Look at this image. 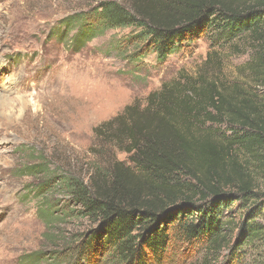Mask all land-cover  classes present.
I'll list each match as a JSON object with an SVG mask.
<instances>
[{
	"label": "trees",
	"instance_id": "obj_1",
	"mask_svg": "<svg viewBox=\"0 0 264 264\" xmlns=\"http://www.w3.org/2000/svg\"><path fill=\"white\" fill-rule=\"evenodd\" d=\"M77 25L71 41L78 47L84 33L138 29L129 44L146 41L160 62L214 27L218 40L252 44L246 66L264 83V0H102L57 27ZM221 62L210 55L197 78L182 72L151 92L145 106L129 104L94 129L98 138L119 143L129 165L116 159L105 169L95 167L89 183L81 177L54 182L55 175H48V183L63 182L82 216L97 223L74 249L86 264H96L101 253L117 264H160L171 251L194 244L209 254L227 246L224 264H252L250 248L264 251V192L255 187L248 164L254 158L264 166V98L250 83L230 87L220 74L210 76ZM49 165L32 162L26 170L47 175L42 168ZM234 206L242 214L232 244L226 211Z\"/></svg>",
	"mask_w": 264,
	"mask_h": 264
},
{
	"label": "rangeland",
	"instance_id": "obj_2",
	"mask_svg": "<svg viewBox=\"0 0 264 264\" xmlns=\"http://www.w3.org/2000/svg\"><path fill=\"white\" fill-rule=\"evenodd\" d=\"M99 1L0 0V209L6 208L0 210V264H86L74 249L97 223L82 216V207L71 202L63 182H54L81 177L89 183L95 167L105 169L117 160L129 165L119 143L94 133L127 105L145 106L151 92L182 72L197 78L208 69L210 55L222 60L218 69L212 65L208 70L210 76L220 74L230 87L250 83L264 98V83L254 80L246 66L253 57L252 44L218 40L214 27L164 62L148 51L146 41L129 44L128 36L138 31L133 27L84 33L83 44L74 46L71 40L80 25L63 31L58 24ZM135 52L148 55L131 56ZM42 160L50 163L39 167L47 175L26 170ZM248 162L255 187L264 192V166L254 158ZM48 175H55L54 182L48 183ZM237 211L236 206L226 211L232 244L242 214ZM227 254V246L209 254L205 246L194 244L171 251L160 264H224ZM250 255L252 264H264L259 246L250 248ZM97 257L96 264H117L103 253Z\"/></svg>",
	"mask_w": 264,
	"mask_h": 264
},
{
	"label": "bare ground",
	"instance_id": "obj_3",
	"mask_svg": "<svg viewBox=\"0 0 264 264\" xmlns=\"http://www.w3.org/2000/svg\"><path fill=\"white\" fill-rule=\"evenodd\" d=\"M1 207H2V206H1ZM1 207H0V208H1ZM0 210H2V211H5V210H6V208H5V209H4V208H2V209H0Z\"/></svg>",
	"mask_w": 264,
	"mask_h": 264
}]
</instances>
